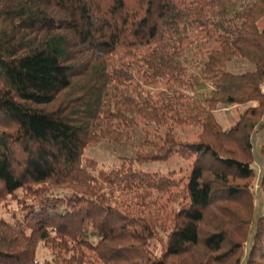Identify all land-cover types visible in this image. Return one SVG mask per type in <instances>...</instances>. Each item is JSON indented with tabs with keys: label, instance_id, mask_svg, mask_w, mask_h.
Wrapping results in <instances>:
<instances>
[{
	"label": "trees",
	"instance_id": "trees-1",
	"mask_svg": "<svg viewBox=\"0 0 264 264\" xmlns=\"http://www.w3.org/2000/svg\"><path fill=\"white\" fill-rule=\"evenodd\" d=\"M263 85L264 0H0V264H264ZM137 132L118 165L84 155Z\"/></svg>",
	"mask_w": 264,
	"mask_h": 264
},
{
	"label": "rangeland",
	"instance_id": "rangeland-1",
	"mask_svg": "<svg viewBox=\"0 0 264 264\" xmlns=\"http://www.w3.org/2000/svg\"><path fill=\"white\" fill-rule=\"evenodd\" d=\"M101 51H107L104 46H99ZM190 61L186 62V66L190 69L191 72H195L199 69L200 63L196 60H193L192 54L190 55ZM254 67L253 64L238 60L234 62L231 66V69L234 71H244L249 70ZM137 86L134 85H118L117 90L127 96H134L137 93ZM264 91V85H263ZM256 105V103H252ZM244 106H221L215 111V116L217 120L221 123V125L228 129L230 128L240 116V113L243 111ZM264 123V122H263ZM198 129L195 127H185L179 133L183 138H194L196 136ZM141 134L140 132L135 133L131 142L124 143L122 145L115 144L108 140H103L98 145L92 146L85 151V157L93 158L97 161L99 167L110 168L112 166L118 165L121 162V158L124 156H132L136 152V143L140 141ZM253 143L255 147L256 159L253 163V167L256 170L257 176L254 182L255 194H258L259 189V177L262 173L261 166V154L260 148L264 143V125H257L256 132L253 136ZM145 169L149 170H161L164 173H168L169 171H177V176L179 177L182 173L186 174L189 171V162L184 160L180 155H174L170 159L161 161V162H152L145 164L143 166ZM18 194L21 196V192ZM2 215L12 220L14 215L21 216L22 212L20 210V206L17 200L10 198L5 206L0 208ZM161 236H164V233L160 232ZM153 246L156 248V252H159L161 247V241L159 239L153 240ZM53 256L51 250L44 244L41 243L38 247L37 258L40 260L51 259Z\"/></svg>",
	"mask_w": 264,
	"mask_h": 264
}]
</instances>
